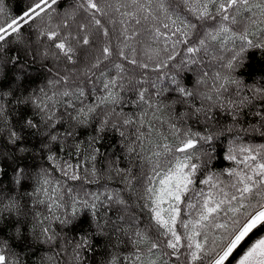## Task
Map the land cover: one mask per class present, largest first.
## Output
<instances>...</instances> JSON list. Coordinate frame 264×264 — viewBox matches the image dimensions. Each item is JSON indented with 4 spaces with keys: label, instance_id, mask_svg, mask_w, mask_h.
<instances>
[{
    "label": "snow or ice",
    "instance_id": "obj_1",
    "mask_svg": "<svg viewBox=\"0 0 264 264\" xmlns=\"http://www.w3.org/2000/svg\"><path fill=\"white\" fill-rule=\"evenodd\" d=\"M61 6L0 0V264H264V0Z\"/></svg>",
    "mask_w": 264,
    "mask_h": 264
},
{
    "label": "trees",
    "instance_id": "obj_2",
    "mask_svg": "<svg viewBox=\"0 0 264 264\" xmlns=\"http://www.w3.org/2000/svg\"><path fill=\"white\" fill-rule=\"evenodd\" d=\"M5 6L8 9L9 14L17 15L22 13L30 3V0H4ZM61 7H59L58 11L63 12L68 9L71 5V0H61ZM25 37L27 38L29 35V30L24 29ZM21 58H23V54L21 53ZM250 63L252 68L255 71H245L243 79L251 84L254 81H259L258 73L260 71H264V57H261L259 54L256 55L255 59H250ZM9 70H11L12 66L9 65ZM39 68V65H35L31 71L33 72L32 80L28 82L29 86L35 87L37 83L40 82V77L44 75L42 72H37L36 70ZM167 83V82H165ZM129 96L132 94L129 93ZM30 115V111L27 113ZM114 140V137H109L108 143L105 145V149L109 148L110 143ZM11 176V172L9 171V177ZM5 184L8 183V180H4ZM111 186H119L118 180L114 179L111 182ZM99 185L91 186L92 190H97ZM87 227V225H85ZM257 234H264V230H258ZM255 238V234L253 239ZM48 246L47 245H32V246H24L21 245L20 248L16 250L21 253V259L25 262V264H40V257L45 255L47 252ZM105 252V241L103 238H100L99 243L95 244V251L86 254L87 264H100L101 259L104 256Z\"/></svg>",
    "mask_w": 264,
    "mask_h": 264
},
{
    "label": "rangeland",
    "instance_id": "obj_3",
    "mask_svg": "<svg viewBox=\"0 0 264 264\" xmlns=\"http://www.w3.org/2000/svg\"><path fill=\"white\" fill-rule=\"evenodd\" d=\"M233 264H234V261H233Z\"/></svg>",
    "mask_w": 264,
    "mask_h": 264
}]
</instances>
